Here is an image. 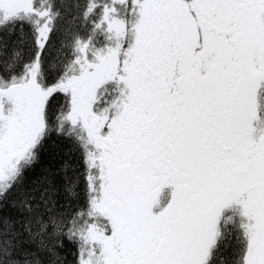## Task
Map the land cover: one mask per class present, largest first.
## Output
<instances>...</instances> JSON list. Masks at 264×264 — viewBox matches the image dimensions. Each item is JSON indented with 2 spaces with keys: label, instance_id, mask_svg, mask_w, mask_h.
<instances>
[{
  "label": "snow or ice",
  "instance_id": "snow-or-ice-1",
  "mask_svg": "<svg viewBox=\"0 0 264 264\" xmlns=\"http://www.w3.org/2000/svg\"><path fill=\"white\" fill-rule=\"evenodd\" d=\"M0 264H264V0H0Z\"/></svg>",
  "mask_w": 264,
  "mask_h": 264
},
{
  "label": "trees",
  "instance_id": "trees-1",
  "mask_svg": "<svg viewBox=\"0 0 264 264\" xmlns=\"http://www.w3.org/2000/svg\"><path fill=\"white\" fill-rule=\"evenodd\" d=\"M69 19H70V17H69ZM54 39L56 40L57 43L59 42V38L58 37H55Z\"/></svg>",
  "mask_w": 264,
  "mask_h": 264
}]
</instances>
